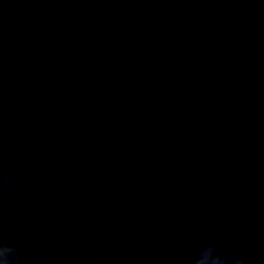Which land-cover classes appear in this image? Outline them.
<instances>
[{
	"label": "water",
	"instance_id": "95a60500",
	"mask_svg": "<svg viewBox=\"0 0 264 264\" xmlns=\"http://www.w3.org/2000/svg\"><path fill=\"white\" fill-rule=\"evenodd\" d=\"M0 167L36 250L264 264V0H0Z\"/></svg>",
	"mask_w": 264,
	"mask_h": 264
},
{
	"label": "clouds",
	"instance_id": "9594fccd",
	"mask_svg": "<svg viewBox=\"0 0 264 264\" xmlns=\"http://www.w3.org/2000/svg\"><path fill=\"white\" fill-rule=\"evenodd\" d=\"M114 152L132 154L133 146L126 142L114 145ZM21 183L20 177L14 173L4 172L0 167V264H129V259L118 251L112 250L104 254L92 253L81 256L78 253L65 258L64 245L53 244L36 250L29 235L30 211L12 215L9 212L5 189L13 188ZM38 200H44L43 193ZM98 232L99 229H90ZM80 247L78 241L72 242L70 248ZM184 264H249L248 254L243 250H227L223 243H209L194 250Z\"/></svg>",
	"mask_w": 264,
	"mask_h": 264
}]
</instances>
